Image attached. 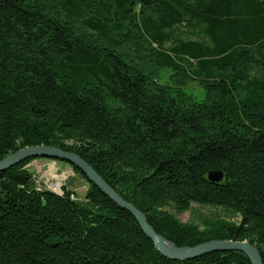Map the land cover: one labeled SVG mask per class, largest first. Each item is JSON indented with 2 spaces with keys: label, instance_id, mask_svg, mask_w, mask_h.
Wrapping results in <instances>:
<instances>
[{
  "label": "trees",
  "instance_id": "1",
  "mask_svg": "<svg viewBox=\"0 0 264 264\" xmlns=\"http://www.w3.org/2000/svg\"><path fill=\"white\" fill-rule=\"evenodd\" d=\"M42 145L175 246L248 242L264 263V0H0V161ZM31 161L0 172V264H252L169 260L81 170L84 200L39 186ZM194 204L238 221L182 224Z\"/></svg>",
  "mask_w": 264,
  "mask_h": 264
},
{
  "label": "water",
  "instance_id": "2",
  "mask_svg": "<svg viewBox=\"0 0 264 264\" xmlns=\"http://www.w3.org/2000/svg\"><path fill=\"white\" fill-rule=\"evenodd\" d=\"M51 159L66 162L79 170L102 193L109 197L118 207L128 211L139 223L145 235L154 243L156 250L165 258L172 261L193 260L213 252H240L248 257L252 264H264L258 248L248 242L231 240H213L194 247L179 248L159 235L149 224L147 216L138 208L123 199L81 156L76 153L64 151L61 148L50 146H34L19 150L18 152L0 161V172L7 171L29 160ZM209 179L213 183H220L224 174L220 171L211 172ZM56 194H62L53 191Z\"/></svg>",
  "mask_w": 264,
  "mask_h": 264
},
{
  "label": "rangeland",
  "instance_id": "3",
  "mask_svg": "<svg viewBox=\"0 0 264 264\" xmlns=\"http://www.w3.org/2000/svg\"><path fill=\"white\" fill-rule=\"evenodd\" d=\"M171 75V70H162L159 75V82L162 84L170 82ZM185 88L186 91L193 95L198 101L204 98L205 93L200 82H187ZM26 168L29 169L34 178H36L39 186H43L51 191L54 190V186L57 188L59 187L57 191H55L58 193L63 192L64 189H68L74 192L75 198L84 200L89 188L88 183L77 175L69 164L51 159H36L27 164ZM173 213L182 224H192L200 226V228H202L204 224L210 225L218 220L238 221L237 218L220 208L200 207L195 204L189 212Z\"/></svg>",
  "mask_w": 264,
  "mask_h": 264
},
{
  "label": "bare ground",
  "instance_id": "4",
  "mask_svg": "<svg viewBox=\"0 0 264 264\" xmlns=\"http://www.w3.org/2000/svg\"><path fill=\"white\" fill-rule=\"evenodd\" d=\"M55 187H56V186H55ZM56 188H57V187H56ZM58 188H59V187H58ZM58 188H57V189H58Z\"/></svg>",
  "mask_w": 264,
  "mask_h": 264
},
{
  "label": "built area",
  "instance_id": "5",
  "mask_svg": "<svg viewBox=\"0 0 264 264\" xmlns=\"http://www.w3.org/2000/svg\"><path fill=\"white\" fill-rule=\"evenodd\" d=\"M53 191H55V190H53Z\"/></svg>",
  "mask_w": 264,
  "mask_h": 264
}]
</instances>
